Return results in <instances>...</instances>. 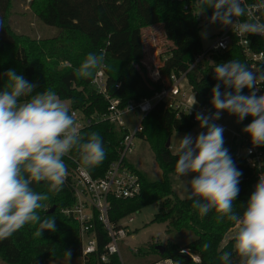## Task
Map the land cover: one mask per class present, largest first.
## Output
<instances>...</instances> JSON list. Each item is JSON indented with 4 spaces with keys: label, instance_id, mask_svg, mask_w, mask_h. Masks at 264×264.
Masks as SVG:
<instances>
[{
    "label": "trees",
    "instance_id": "1",
    "mask_svg": "<svg viewBox=\"0 0 264 264\" xmlns=\"http://www.w3.org/2000/svg\"><path fill=\"white\" fill-rule=\"evenodd\" d=\"M31 5L45 24L58 28V35L52 39L36 40L16 34L7 21L11 0H0V17L5 21V28L0 29V90L6 82L3 73L13 69L37 85L34 93L52 88L63 101L69 102L71 110H80L88 116L104 113L107 108L106 100L92 83L93 78L80 79L74 75V69L89 52L99 54L103 50L108 65L105 73L109 93L119 97L126 105L153 96L163 85L161 80L142 78L136 67L141 65L145 56L143 28L162 23L167 26L170 36L179 38L174 35L173 24L187 18L192 27L194 36L184 50L168 65L160 68L164 77L171 72L185 71L203 51L199 37L202 25L196 16L199 8L195 0H33ZM211 14V9L204 13L207 17ZM255 41L258 43L257 50L264 49L263 38H256ZM230 59L246 62L236 42L226 51L213 53L188 73L189 84L200 104L211 109V89L217 83L213 68L215 63ZM243 93L248 94L247 89ZM251 119L246 117L238 128L242 131ZM196 123L192 115L182 114L178 117L163 102L157 103L144 118L139 137L153 150L162 177L152 179L132 165L141 179V194L134 198L111 199L110 219L113 222H119L149 204L158 203L153 222H166L168 233L186 230L194 234L195 238L186 244L168 240L165 245L151 244L137 249L136 254L157 256L146 264L163 260H171L175 264H220L218 256L223 251L232 250L233 240L225 245H222V241L234 225L227 220L217 222L214 212L201 218L191 207V202L177 196L171 186L170 175L174 172L176 156L166 147L167 140L173 131L189 133ZM93 131L103 137L107 152L103 163L90 171L94 177H101L116 159L120 141L127 130L116 128L107 121L93 120L81 134L87 135ZM228 149L234 159L236 147L232 141ZM235 163L242 176L234 206L237 211H242L241 205L246 204L257 179L251 168L240 161ZM33 187L37 192L47 191L43 183ZM49 195L50 199L46 202L48 211L40 210V215L53 216L56 231H44L41 237H37L36 226L29 225L11 238L0 241V256L7 264H47L51 259L67 258L65 252L69 250L71 257H83L79 224L62 212V209L75 203L71 189L64 185L59 193ZM53 207L54 211L50 212ZM96 230L98 252L83 257L84 264H121L117 255L111 256L107 262L100 260L99 255L110 239L101 223L96 225ZM204 242L212 245L208 252L202 251ZM233 260L237 264L235 255Z\"/></svg>",
    "mask_w": 264,
    "mask_h": 264
},
{
    "label": "clouds",
    "instance_id": "2",
    "mask_svg": "<svg viewBox=\"0 0 264 264\" xmlns=\"http://www.w3.org/2000/svg\"><path fill=\"white\" fill-rule=\"evenodd\" d=\"M199 8L196 16L212 10L208 25L235 29L241 38L249 35L264 37V20H241L248 14L242 0H195ZM5 21L0 17V29ZM207 35L206 32L201 33ZM217 47H224L221 42ZM108 68L103 50L89 52L74 75L92 79L101 69ZM211 89V110L197 111L195 120L199 131L195 136L185 134L175 149L174 176L182 184L185 199L203 218L215 213L217 222L227 220L236 226L232 250L223 251L220 264H264V173L242 211L235 208L239 195L242 171L225 147L223 125L217 123L223 113L236 117L241 123L251 117L242 131L250 137L253 148L264 146V94L258 95L264 85V64L255 69L246 62L230 59L215 63ZM3 76L6 82L0 90V241L11 238L25 226H36L35 236L44 231L55 232L53 216L40 215L48 211L49 193H59L68 176L64 157L74 152L82 174L103 163L107 157L103 137L98 132L82 135L64 102L52 88L34 93L37 85L24 75L9 69ZM248 89V94L243 90ZM195 94L188 114L197 105ZM148 105L142 109L147 110ZM251 152V149H249ZM192 175L190 180L182 177ZM45 184L46 192H37L35 184ZM210 242L202 244L208 252ZM68 260L71 251H66Z\"/></svg>",
    "mask_w": 264,
    "mask_h": 264
},
{
    "label": "built area",
    "instance_id": "3",
    "mask_svg": "<svg viewBox=\"0 0 264 264\" xmlns=\"http://www.w3.org/2000/svg\"><path fill=\"white\" fill-rule=\"evenodd\" d=\"M242 3L249 11L245 17L240 18L241 20H264V0L254 2L242 0ZM256 38L264 39V37L259 35H249L247 38H241L236 34L235 29H221L214 35L211 45L207 49H203L185 71L180 73L171 72L168 77H164L161 70H157L158 80H161L163 84L161 89L151 97L144 98L139 102H129L126 105L122 104L119 97L109 93L105 69H101L95 74L92 83L98 93L106 100V111L88 116L80 110L72 109L70 114L73 115L81 131L94 120L107 121L116 128L126 129L127 132L120 141L116 159L110 163L105 174L101 177H94L91 172L87 175L82 174L78 164L74 162L76 155L73 152L64 157L68 166V176L64 185L71 189L75 203L71 207L62 209V212L73 217L79 224L83 257L98 252L99 241L96 225L101 223L110 240L103 247L99 255L100 260L107 262L111 256L117 255L121 264H126L121 254L120 242L130 232L129 225L135 218L128 215L119 222H113L110 219L111 199L134 198L142 192L141 179L132 166L134 163L131 157L136 152V138L143 131L144 118L159 102H163L178 117L182 114H188L194 95L192 86L189 84L188 73L205 59H208L213 53L228 50L233 42H236L241 48L249 67L255 69L257 66L264 64V49H256L258 46L257 41L254 42ZM221 42L224 47H217ZM162 78H165L166 81ZM116 87L119 88L120 85L117 84ZM248 92L249 90L247 89ZM261 94H264V85H261L258 92V95ZM143 105H148L147 110L142 109ZM208 110L211 109L207 105L198 102L188 115H192L193 120L197 122L195 120L196 112ZM130 113L140 114L138 123L132 132L126 128L123 120V117ZM220 120L217 123L221 124ZM229 131L232 135L231 141L236 147L235 161H240L251 168L255 172L257 183L259 174L264 173V146L253 148L250 137L239 128ZM249 149H251V152H249Z\"/></svg>",
    "mask_w": 264,
    "mask_h": 264
},
{
    "label": "rangeland",
    "instance_id": "4",
    "mask_svg": "<svg viewBox=\"0 0 264 264\" xmlns=\"http://www.w3.org/2000/svg\"><path fill=\"white\" fill-rule=\"evenodd\" d=\"M33 0H11V8L8 15V24L11 29L18 35H25L32 39L44 40L52 39L58 35V28L45 24L32 9ZM199 11H197L198 13ZM202 28L199 31V37L202 42L203 49H207L213 39L222 28L219 25H208L207 16H198ZM184 18L173 24L174 35L179 38L169 35V30L165 24H155L142 29L143 44L145 47V56L141 65L136 67L140 71L142 78L148 77L153 81H158L156 71L161 67L168 65L177 55L184 50L189 39L193 38L192 27ZM206 32L207 35L202 36L201 33ZM144 70H142V69ZM164 81L165 78H162ZM188 87V86H187ZM190 92V91H189ZM192 93V92H191ZM69 104L68 101H64ZM140 114L130 113L123 117L126 128L133 131L138 123ZM221 124L225 126L224 132L225 147L229 148L232 135L229 130H235L241 123L236 122V117L223 113ZM199 129L198 122L195 127L189 132L195 136ZM185 132L173 131L170 137V151L175 154V149L179 144V139L183 137ZM132 162L140 170L144 171L150 178L158 180L162 177V170L155 159V154L150 145L140 137L136 138V152L132 155ZM192 175L182 177V180H190ZM170 182L174 193L180 198H185L182 191L181 181L174 176V172L170 175ZM158 212V203L149 204L137 212L131 214L135 218L130 223V233L120 242V250L126 264H146L157 256H143L136 254L137 249H143L146 245L159 244L165 245L168 240L176 241L180 244H186L195 238L194 234L183 230L167 232L168 225L166 222H153L156 213ZM236 232V226L227 232L222 241V245L233 240ZM148 259V261H146ZM195 259L198 258L195 256ZM175 264L171 260H163L156 264ZM0 264H7L0 256ZM47 264H84L83 257H70L51 259Z\"/></svg>",
    "mask_w": 264,
    "mask_h": 264
},
{
    "label": "water",
    "instance_id": "5",
    "mask_svg": "<svg viewBox=\"0 0 264 264\" xmlns=\"http://www.w3.org/2000/svg\"><path fill=\"white\" fill-rule=\"evenodd\" d=\"M166 147H170V138L167 140ZM237 166V165H236ZM55 207H53L50 212L54 211Z\"/></svg>",
    "mask_w": 264,
    "mask_h": 264
},
{
    "label": "crops",
    "instance_id": "6",
    "mask_svg": "<svg viewBox=\"0 0 264 264\" xmlns=\"http://www.w3.org/2000/svg\"><path fill=\"white\" fill-rule=\"evenodd\" d=\"M83 260H84V258H83Z\"/></svg>",
    "mask_w": 264,
    "mask_h": 264
},
{
    "label": "bare ground",
    "instance_id": "7",
    "mask_svg": "<svg viewBox=\"0 0 264 264\" xmlns=\"http://www.w3.org/2000/svg\"><path fill=\"white\" fill-rule=\"evenodd\" d=\"M161 264V263H160Z\"/></svg>",
    "mask_w": 264,
    "mask_h": 264
}]
</instances>
